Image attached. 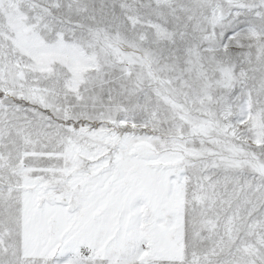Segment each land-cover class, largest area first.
<instances>
[{
	"label": "snow or ice",
	"instance_id": "snow-or-ice-1",
	"mask_svg": "<svg viewBox=\"0 0 264 264\" xmlns=\"http://www.w3.org/2000/svg\"><path fill=\"white\" fill-rule=\"evenodd\" d=\"M0 264H264V0H0Z\"/></svg>",
	"mask_w": 264,
	"mask_h": 264
}]
</instances>
